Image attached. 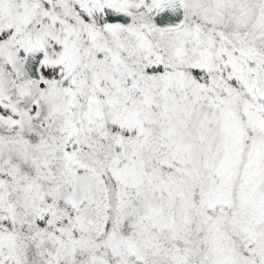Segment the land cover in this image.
<instances>
[{
	"label": "snow or ice",
	"instance_id": "6c2138e0",
	"mask_svg": "<svg viewBox=\"0 0 264 264\" xmlns=\"http://www.w3.org/2000/svg\"><path fill=\"white\" fill-rule=\"evenodd\" d=\"M0 264H264V0H0Z\"/></svg>",
	"mask_w": 264,
	"mask_h": 264
}]
</instances>
